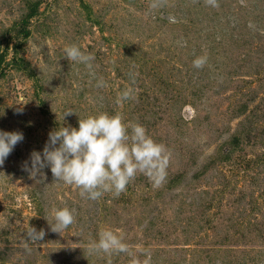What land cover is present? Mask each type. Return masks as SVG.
<instances>
[{
    "label": "rangeland",
    "instance_id": "1",
    "mask_svg": "<svg viewBox=\"0 0 264 264\" xmlns=\"http://www.w3.org/2000/svg\"><path fill=\"white\" fill-rule=\"evenodd\" d=\"M151 2L0 0V131L24 136L0 166V264H264V0ZM73 44L91 70L65 58ZM104 112L166 146L160 186L139 174L92 201L50 167L30 178L50 132ZM54 207L75 210L61 234ZM104 230L132 254L90 251Z\"/></svg>",
    "mask_w": 264,
    "mask_h": 264
},
{
    "label": "clouds",
    "instance_id": "2",
    "mask_svg": "<svg viewBox=\"0 0 264 264\" xmlns=\"http://www.w3.org/2000/svg\"><path fill=\"white\" fill-rule=\"evenodd\" d=\"M166 3L167 0H152L150 8L158 9ZM205 3L219 7L218 0H205ZM169 21L174 23L176 19L170 16ZM64 53L70 63L84 64L89 70L93 68L94 57L83 52L79 46H66ZM206 62V56L197 57L193 67L201 69ZM96 86L107 85L100 78ZM133 98V90L128 88L118 95L117 103ZM72 114L69 111L65 116ZM78 123V129L63 126L50 132L43 153L34 151L31 154V167L27 161L23 166L31 179L36 180L38 176L46 179L43 169L50 167L55 183L62 182L78 189L82 198L92 201L101 199L107 193L119 197L139 174L153 181L154 186H160L170 155L166 146L153 140L143 125H128L121 114L109 115L106 112L79 119ZM23 139L20 132L0 131V166ZM51 216L54 222L46 220L54 233L61 234L76 222L75 210L67 207L52 208ZM45 234L43 229L37 231L31 227L26 237L32 243H39ZM90 251L108 256L113 253L132 254L130 246L111 230L101 231L98 242L91 245ZM149 262L150 254L143 264ZM132 264L140 262L133 260Z\"/></svg>",
    "mask_w": 264,
    "mask_h": 264
}]
</instances>
